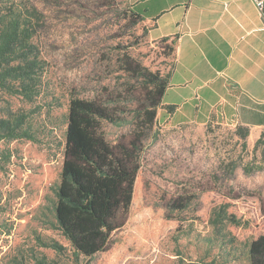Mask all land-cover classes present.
Returning <instances> with one entry per match:
<instances>
[{"label":"rangeland","instance_id":"obj_1","mask_svg":"<svg viewBox=\"0 0 264 264\" xmlns=\"http://www.w3.org/2000/svg\"><path fill=\"white\" fill-rule=\"evenodd\" d=\"M30 1L44 14L38 42L47 62L46 86L31 104L7 98L12 111L33 112L37 142L0 143V153L10 154L0 163V264H7L14 250L28 261L44 255L49 264H248L244 246L221 244L207 219L213 208L228 203L249 223L246 229L232 228L235 235L264 234V136L259 143L249 134L242 138L213 113L205 124L200 119L175 125L172 115L159 112L140 147L130 209L104 251L75 256L51 228L70 96L96 98L116 109L124 124H105V136L111 144L126 145L134 124L121 111L133 109L142 93L121 70L123 61L128 57L133 67L164 76L173 59L169 43L149 40L143 24L125 18L128 0ZM165 97L179 101L175 91ZM177 205L183 209H174ZM36 236L63 250L39 248Z\"/></svg>","mask_w":264,"mask_h":264},{"label":"trees","instance_id":"obj_2","mask_svg":"<svg viewBox=\"0 0 264 264\" xmlns=\"http://www.w3.org/2000/svg\"><path fill=\"white\" fill-rule=\"evenodd\" d=\"M125 18L142 24V17L131 7ZM144 26V25H143ZM44 27V14L30 0H0V143L16 140L37 142L31 114L25 110L12 111L7 98H18L31 104L45 91L44 76L47 62L39 44ZM147 36V28L144 26ZM161 39L169 43L173 64L166 75L150 72L129 61H123L121 70L131 75L142 93L136 106L122 109L131 115L133 130L125 144H111L104 132L105 124L122 126L123 120L116 109L98 99L69 98L65 115V144L59 182L52 188L54 199L50 212L51 228L60 232L75 256L90 258L104 251L112 233L123 226L133 198L136 174L139 168V151L147 133L162 109L172 115L173 105H162L174 66V39ZM127 115V116H128ZM236 131L246 138L249 129L241 126ZM264 136L261 132L257 143ZM10 154L0 153V163H7ZM174 209H183L177 205ZM207 221L221 244L241 243L248 264H264V234L240 239L232 228L246 229L248 221L230 210L228 203L213 208ZM7 235H10L8 232ZM39 248L57 253L63 247L56 242L35 238ZM237 241V242H236ZM18 250V249H17ZM13 252V251H12ZM49 264L44 255H31L29 261L22 252L14 250L7 264Z\"/></svg>","mask_w":264,"mask_h":264},{"label":"crops","instance_id":"obj_3","mask_svg":"<svg viewBox=\"0 0 264 264\" xmlns=\"http://www.w3.org/2000/svg\"><path fill=\"white\" fill-rule=\"evenodd\" d=\"M128 2L142 17L149 40L174 39V66L163 98L175 91L179 101H162L176 107L169 120L205 124L213 113L259 138L264 130V0ZM159 112L165 118V111Z\"/></svg>","mask_w":264,"mask_h":264},{"label":"built area","instance_id":"obj_4","mask_svg":"<svg viewBox=\"0 0 264 264\" xmlns=\"http://www.w3.org/2000/svg\"><path fill=\"white\" fill-rule=\"evenodd\" d=\"M259 7L261 6V3L257 4Z\"/></svg>","mask_w":264,"mask_h":264}]
</instances>
